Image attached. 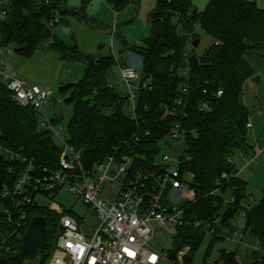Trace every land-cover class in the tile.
<instances>
[{"label":"trees","instance_id":"16d2710c","mask_svg":"<svg viewBox=\"0 0 264 264\" xmlns=\"http://www.w3.org/2000/svg\"><path fill=\"white\" fill-rule=\"evenodd\" d=\"M105 1L116 13L131 6V0ZM155 2V8L149 13V36L142 45L129 48L142 60L141 75L134 83L133 116L124 113L125 106L130 104L128 96L111 84L117 63L115 56L97 59L82 54L74 47H67L54 33V27L64 16L80 14L69 9L64 0H13L6 8L5 17L0 18V46L13 45L21 55L31 57L42 44L52 41L50 46L64 61L85 65L82 78L60 86L59 93L72 108L67 142L80 154L88 170L110 156L118 159L127 156L134 159L133 172L152 171L160 143L166 142L175 123L180 121L188 132L195 130V135L188 133L187 136L191 160L183 168L194 175L192 188L196 201L184 208V224L173 240L170 253L174 255L190 246L191 255L207 235L203 228L194 227V222L209 224L219 219L212 248L215 242L223 240L224 230L231 235L237 232L233 222L244 210L242 236L248 234L258 244L251 264H264V194L256 205L246 204V183L230 163L236 153L248 158L255 155L248 138L250 113L242 96L244 84L256 75L247 56L264 59V9L248 0H209L203 12L194 13L192 0ZM197 24L214 42L202 55L192 44L186 58L187 35ZM196 40H199L197 33ZM125 67L132 66L122 64L121 68ZM219 91L223 92L220 97ZM178 101L183 102L187 116H166L167 108L182 107ZM203 104L208 110L202 109ZM50 120L52 126L59 124L58 117ZM0 147L25 159L19 162L0 156V187L14 185L32 164L34 178L38 180L44 177V170L60 169L62 148L56 145L54 133L42 127L34 108L21 106L13 98L1 77ZM219 187L221 191L211 195ZM229 188L233 189L232 193ZM32 192L38 194L39 190ZM57 193L54 190L52 195ZM224 194L235 197L233 208L224 206ZM26 211L27 220L23 223L18 222L14 212L10 217L0 214V249L1 238L6 233L13 235L6 242L12 247L11 253H0V259L9 261L17 255L31 219L42 217L47 223V232L38 264H47L61 231L60 216L38 203L27 206ZM190 255L186 264H190ZM220 261L245 264L239 262L237 252L224 250L220 252Z\"/></svg>","mask_w":264,"mask_h":264},{"label":"built area","instance_id":"2783aa9c","mask_svg":"<svg viewBox=\"0 0 264 264\" xmlns=\"http://www.w3.org/2000/svg\"><path fill=\"white\" fill-rule=\"evenodd\" d=\"M12 1L0 0V18L5 17L6 8ZM138 2L139 0H131L130 5L134 6ZM197 27L198 24L188 35L182 33L188 37L186 58L190 46L194 44ZM140 45L142 43H137V46ZM12 52L10 49L9 53ZM6 62L8 57L0 46V63L5 65ZM120 72L130 91L129 101L135 106L134 83L139 79V75L134 67L121 68ZM185 75L188 77V69ZM0 77L21 106L34 108L42 126L53 129L46 112V103L51 94L48 90L29 83L19 75L8 76L3 69H0ZM222 93L219 91L217 96L220 97ZM182 103L177 102L181 108H167L165 115L186 117ZM202 109L208 110L207 105L203 104ZM247 127L251 129V123H248ZM54 133L62 142L60 169L54 172L44 170V177L38 180L34 178L35 169L32 164L18 177L14 185L0 187V201L5 200V203L0 202V214L10 217L14 212L18 215V222H26V207L32 203L40 204L39 195L48 198L54 190L59 191L66 185L72 193H78L84 204L97 215L98 227L86 233L83 231L81 219L53 203L48 209L60 216L61 231L47 264H186L191 252L190 246L179 249L172 255L170 251L173 245L165 251L158 249L154 240L160 234H169L174 240L179 228L184 224V208L196 201V192L192 188L194 175L183 168V165L191 160L187 153V136L188 133L190 136L195 135V130L188 132L183 129L180 121L175 123L166 142L160 143V146L164 143L168 149V152L161 156V162L156 161L152 171L137 169L134 172V159L127 156L121 159L110 156L88 170L84 167L80 154L62 139L60 132ZM0 156L6 160L25 161L20 155L3 151L1 147ZM230 163L234 165L232 160ZM218 185L220 186V182ZM38 190V194H32V191ZM220 191L219 187L211 195ZM229 192L232 193L233 189L229 188ZM181 202L185 204L180 206ZM235 202L234 196L229 200L224 197V206L228 209L233 208ZM244 216L245 211H240L239 217ZM219 221L217 219L209 224L194 222L193 225L203 228L207 235L217 236L215 226ZM236 226L233 222V227ZM232 234L236 236L237 232ZM12 236L6 233L1 238V254L11 253L12 247L6 242Z\"/></svg>","mask_w":264,"mask_h":264},{"label":"rangeland","instance_id":"374dc122","mask_svg":"<svg viewBox=\"0 0 264 264\" xmlns=\"http://www.w3.org/2000/svg\"><path fill=\"white\" fill-rule=\"evenodd\" d=\"M41 1V0H39ZM69 9L80 12L79 15H66L62 21L54 27V33L65 43L67 47H74L82 54H89L95 58L114 55L117 60L111 76V84L124 96H128L130 91L124 83L120 72L121 65L129 64V60L138 66H133L140 76L142 72L141 57L131 51V47L137 43H144L151 32V22L149 13L156 6L155 0H139L134 6H129L120 13L105 0H64ZM255 2L260 8L264 9V0H248ZM209 0H192L193 11L203 12ZM59 22V20H58ZM200 44L196 51L199 55L213 44V39L204 33L199 27L196 29ZM126 41L128 45H124ZM52 41L42 44L31 57L21 55L15 50L13 45L3 47V51L8 57V62L4 65L0 63L8 76L19 75L31 84L39 85L48 90L51 94L46 103V112L50 119L58 117L59 124L50 127L52 132H60L63 140H68L67 126L72 115V108L68 106L60 96V86L67 83L79 81L85 71L83 63H71L64 61L59 53L50 44ZM1 45V44H0ZM130 48V49H129ZM12 53H9V50ZM247 60L260 77V81H253L251 78L243 86L242 101L248 108L251 123L248 138L253 147L255 155L249 158L241 153H236L233 163L241 172L240 178L246 183L247 204H257L264 194V59L257 56H247ZM2 62V61H1ZM140 64V65H139ZM254 76V77H255ZM137 82V81H136ZM126 116H133V105L128 104L124 108ZM47 128V126H42ZM56 145L62 146L61 140L55 136ZM168 152L164 143L160 147V152L156 158L161 162V156ZM248 164V167L244 166ZM245 168V169H244ZM226 200L231 196L224 194ZM39 203L47 208L56 203L67 212L77 216L83 221V231L90 233L96 230L99 225L97 215L92 209L84 204L78 193H72L69 186L59 189L56 195L50 197L38 196ZM185 203L181 202L180 206ZM237 224V235L222 233L223 240L215 242L211 248L214 236L205 235L197 246L196 250L190 255V264H224L220 261V252H237V259L240 263L251 264L253 252L258 244L250 235L242 237V230L245 220L235 217ZM158 229L156 230V233ZM243 240V242H242ZM173 237L169 234H160L155 240L154 245L158 249L169 250L172 247ZM40 257L36 259H25L23 264H38Z\"/></svg>","mask_w":264,"mask_h":264},{"label":"water","instance_id":"95a60500","mask_svg":"<svg viewBox=\"0 0 264 264\" xmlns=\"http://www.w3.org/2000/svg\"><path fill=\"white\" fill-rule=\"evenodd\" d=\"M196 13V11H194ZM200 40L194 42V47H198ZM253 81L259 82L260 77L255 76ZM47 223L42 217L31 219L29 228L23 238L19 252L9 261L0 259V264H23L25 259H35L43 251L46 242Z\"/></svg>","mask_w":264,"mask_h":264},{"label":"crops","instance_id":"0c3cea01","mask_svg":"<svg viewBox=\"0 0 264 264\" xmlns=\"http://www.w3.org/2000/svg\"><path fill=\"white\" fill-rule=\"evenodd\" d=\"M256 1H257V0H256ZM124 42H125V41H123V44H124ZM125 44L128 45L127 43H125ZM125 44H124V45H125ZM126 45H125V46H126ZM128 65H129V66H132V67H133V66H138L137 64H135V63H134L133 61H131V60H129V64H128ZM139 65H140V64H139ZM121 66H122V65H121ZM246 164H247V163H246ZM244 167L247 168V167H248V164L245 165ZM245 168H244V169H245ZM239 175L241 176V172L239 173Z\"/></svg>","mask_w":264,"mask_h":264},{"label":"flooded vegetation","instance_id":"af4514ba","mask_svg":"<svg viewBox=\"0 0 264 264\" xmlns=\"http://www.w3.org/2000/svg\"><path fill=\"white\" fill-rule=\"evenodd\" d=\"M42 254V253H41ZM41 254L38 256V257H40L41 256ZM36 259V258H35Z\"/></svg>","mask_w":264,"mask_h":264}]
</instances>
